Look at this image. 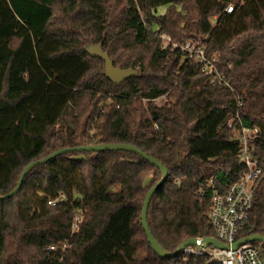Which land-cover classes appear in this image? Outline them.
Listing matches in <instances>:
<instances>
[{
	"label": "trees",
	"instance_id": "obj_1",
	"mask_svg": "<svg viewBox=\"0 0 264 264\" xmlns=\"http://www.w3.org/2000/svg\"><path fill=\"white\" fill-rule=\"evenodd\" d=\"M163 5L170 8L157 14ZM163 33L177 42L205 37L228 84L211 82L182 49L162 48ZM96 44L138 75L113 83L105 60L86 51ZM220 113L211 140H238L229 120L239 131L258 128L252 156L264 164V0H0V195L58 149L132 144L169 170L148 208L158 242L172 252L188 238L216 237L212 195L246 170L239 151L212 160L195 150L206 134L203 116ZM161 178L155 164L123 150L71 152L38 165L17 194L0 200V264H180L183 254L163 259L154 251L141 220ZM252 234L264 235V180L237 237ZM64 242L59 263L48 247ZM251 244L264 255V242Z\"/></svg>",
	"mask_w": 264,
	"mask_h": 264
},
{
	"label": "built area",
	"instance_id": "obj_2",
	"mask_svg": "<svg viewBox=\"0 0 264 264\" xmlns=\"http://www.w3.org/2000/svg\"><path fill=\"white\" fill-rule=\"evenodd\" d=\"M234 8L235 6L233 4H229L226 12H233ZM160 37L162 40V48H168L169 41L172 40L171 36L163 33ZM193 57L202 65L203 71L211 77V82L228 84V81L217 66V57L210 58L205 48L200 49L196 57ZM231 121H229V126L240 134L237 140L240 142V149L238 151L241 162L246 165V170L226 192H214L209 213L210 220L217 233L216 238L228 244L230 247L227 249L214 245L203 246L204 242L201 241L199 245L189 246L183 249L181 254H183L184 259L180 264H194L193 260H191L192 257H207L208 263L216 264H264V255L259 247L251 243L240 245L237 248L232 247L239 239L237 237L239 230L249 221L253 207L254 193L264 180V164H259L252 156V148L254 145L251 143L250 137L258 134V128L251 129L243 127L239 131L235 127L234 121ZM63 199L64 196L60 195L56 200H50L49 204L55 205ZM82 221L83 215L79 211L73 220L72 233L79 230ZM198 239H202V237H198ZM69 247L70 244L68 242L60 245L53 244L48 247V251L58 254V258L56 259L61 263Z\"/></svg>",
	"mask_w": 264,
	"mask_h": 264
},
{
	"label": "water",
	"instance_id": "obj_3",
	"mask_svg": "<svg viewBox=\"0 0 264 264\" xmlns=\"http://www.w3.org/2000/svg\"><path fill=\"white\" fill-rule=\"evenodd\" d=\"M86 51L91 54L93 57H99L103 60H105V71L107 77L116 85H121L127 78L137 76L138 70L133 68H119L116 67L113 63V60L109 56L107 52L103 50L100 44L96 45H88L86 47ZM104 150H123V151H131L136 152L140 154L142 157H144L147 161H149L152 164H155L162 172V178L148 191L146 195V199L143 206V211L141 214V220L143 224V228L146 231V234L148 236L149 242L152 245L154 251L163 259L168 258H176L178 257L183 249L189 246L199 245L201 241L204 242L203 246H209L214 245L219 248H229L230 246L228 244H225L224 242L220 241L216 237H206L202 239H198L195 237L188 238L185 240L175 251H168L166 250L155 238L153 232L151 231V228L148 223V208L151 203V200L154 196V194L158 191V189L166 182V180L169 177V170L168 168L157 158L147 154L143 150H141L139 147L132 145V144H123V143H105V144H94V145H81V146H75V147H65L56 150L55 152L49 154L48 156L31 162L29 165L25 167L23 170L17 186L9 193L5 195H0V200L2 199H8L12 197L13 195L17 194L22 186V183L25 179V177L38 165L45 164L49 162L51 159L71 152H81V151H104ZM254 241H261L264 242V235L262 234H252L250 236L240 238L238 239L234 244L233 248H237L240 245L251 243Z\"/></svg>",
	"mask_w": 264,
	"mask_h": 264
},
{
	"label": "rangeland",
	"instance_id": "obj_4",
	"mask_svg": "<svg viewBox=\"0 0 264 264\" xmlns=\"http://www.w3.org/2000/svg\"><path fill=\"white\" fill-rule=\"evenodd\" d=\"M170 8V5H163L157 9V14H163ZM168 34V33H167ZM171 36V35H170ZM172 38V36H171ZM205 37L198 36L186 39L184 42H177L175 40H170L168 46L172 49L180 48L184 52H186L187 56L192 60L196 61L193 56L196 57L197 52L200 49L205 48L206 44L204 43ZM207 53V50H206ZM208 55V54H207ZM211 58V57H210ZM216 58V57H213ZM197 62V61H196ZM165 102L164 98H160L156 100L157 104H163ZM223 113L218 115L212 114L211 116H203L198 128L201 130H205L206 134L203 138L194 141L195 150L202 154L206 159L215 160L217 156H224V155H232L234 152H237L240 149V142L233 141V142H220L211 140V134L213 129L215 128L216 123L223 118ZM232 122L231 120H229ZM235 136H238L239 139V132L234 130Z\"/></svg>",
	"mask_w": 264,
	"mask_h": 264
}]
</instances>
